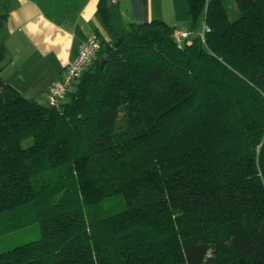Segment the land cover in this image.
Here are the masks:
<instances>
[{
  "label": "trees",
  "instance_id": "trees-1",
  "mask_svg": "<svg viewBox=\"0 0 264 264\" xmlns=\"http://www.w3.org/2000/svg\"><path fill=\"white\" fill-rule=\"evenodd\" d=\"M234 2L100 39L57 106L0 77V236L39 232L0 264H264V0Z\"/></svg>",
  "mask_w": 264,
  "mask_h": 264
},
{
  "label": "crops",
  "instance_id": "crops-1",
  "mask_svg": "<svg viewBox=\"0 0 264 264\" xmlns=\"http://www.w3.org/2000/svg\"><path fill=\"white\" fill-rule=\"evenodd\" d=\"M116 1L109 30L100 19L98 0H0L2 80L23 96L48 105L49 88L80 44L93 35L111 41L130 23L152 19L163 20L174 31H190L186 38L176 37L180 43L198 34L197 25L190 28L187 0Z\"/></svg>",
  "mask_w": 264,
  "mask_h": 264
},
{
  "label": "built area",
  "instance_id": "built-area-1",
  "mask_svg": "<svg viewBox=\"0 0 264 264\" xmlns=\"http://www.w3.org/2000/svg\"><path fill=\"white\" fill-rule=\"evenodd\" d=\"M110 2L116 3L117 1L110 0ZM205 30L206 27L203 25V32L199 34L201 37H203ZM189 33L190 31H174V35L177 38H186ZM100 48L101 41L97 35L89 37L80 44L73 60L64 67L61 77L49 88L48 105L57 106L65 98L72 83L77 80L82 72L92 63Z\"/></svg>",
  "mask_w": 264,
  "mask_h": 264
},
{
  "label": "rangeland",
  "instance_id": "rangeland-1",
  "mask_svg": "<svg viewBox=\"0 0 264 264\" xmlns=\"http://www.w3.org/2000/svg\"><path fill=\"white\" fill-rule=\"evenodd\" d=\"M227 7L231 14L230 17L233 18L236 15L234 0H227ZM119 30L120 29H117L118 32H120ZM127 30L128 29H125V31L123 32H126ZM196 32L198 34H201L203 32V22L201 20V17L199 18V21L197 23ZM38 235V223L31 222L27 226L12 232L7 236H0V249L3 245L13 247L15 245H19L30 240H34L38 237Z\"/></svg>",
  "mask_w": 264,
  "mask_h": 264
},
{
  "label": "water",
  "instance_id": "water-1",
  "mask_svg": "<svg viewBox=\"0 0 264 264\" xmlns=\"http://www.w3.org/2000/svg\"><path fill=\"white\" fill-rule=\"evenodd\" d=\"M121 41V37H117L116 43L118 44ZM103 67V62L100 64V68Z\"/></svg>",
  "mask_w": 264,
  "mask_h": 264
}]
</instances>
